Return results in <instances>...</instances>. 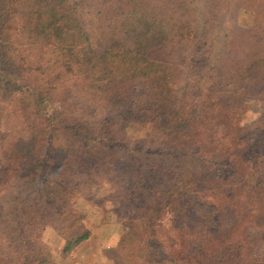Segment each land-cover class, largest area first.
Segmentation results:
<instances>
[{"label": "trees", "instance_id": "16d2710c", "mask_svg": "<svg viewBox=\"0 0 264 264\" xmlns=\"http://www.w3.org/2000/svg\"><path fill=\"white\" fill-rule=\"evenodd\" d=\"M260 99L264 0H0V264L88 239L93 184L115 264H264Z\"/></svg>", "mask_w": 264, "mask_h": 264}, {"label": "rangeland", "instance_id": "374dc122", "mask_svg": "<svg viewBox=\"0 0 264 264\" xmlns=\"http://www.w3.org/2000/svg\"><path fill=\"white\" fill-rule=\"evenodd\" d=\"M264 112V99L250 101L248 111L242 117V124L252 129L253 124ZM102 188L93 184L76 206L85 217L83 224L90 230V236L69 252H61L62 238L52 227H47L42 235V249L57 264H115L117 260L111 249L117 243L122 228L117 221L119 209L102 203ZM121 212V211H120Z\"/></svg>", "mask_w": 264, "mask_h": 264}]
</instances>
